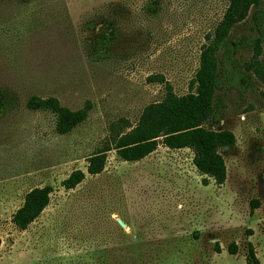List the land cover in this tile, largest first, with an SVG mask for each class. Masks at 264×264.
Listing matches in <instances>:
<instances>
[{"label": "rangeland", "instance_id": "rangeland-1", "mask_svg": "<svg viewBox=\"0 0 264 264\" xmlns=\"http://www.w3.org/2000/svg\"><path fill=\"white\" fill-rule=\"evenodd\" d=\"M154 2L0 0V264H244L246 242L264 264V99L257 82L218 91L220 120L205 124L235 137L219 149L221 185L201 184L188 148L161 145L133 162L110 149L100 173L85 172L111 124L134 126L144 106L162 98L163 84L148 82L149 74H162L176 95L190 90L203 35L225 5L146 6ZM263 8L264 0L250 8L230 36L254 35L251 15ZM105 15L123 40L101 58L95 53ZM30 95L54 96L72 110L87 102V116L57 134L50 112L25 107ZM74 169L84 177L65 190L60 181ZM46 184L48 204L18 230L11 213L28 189ZM251 199L259 206L249 212Z\"/></svg>", "mask_w": 264, "mask_h": 264}, {"label": "trees", "instance_id": "trees-1", "mask_svg": "<svg viewBox=\"0 0 264 264\" xmlns=\"http://www.w3.org/2000/svg\"><path fill=\"white\" fill-rule=\"evenodd\" d=\"M261 1L225 0L221 15L203 35L197 68L189 82L190 90L176 95L162 74H149L146 77L148 82L163 84L162 98L145 105L134 126L124 119L111 124L107 144L87 156L85 172L89 175L100 173L105 165V153L110 149L120 160L133 162L161 145L169 149L188 148L192 153L191 163L201 176V184L206 185L211 179L215 185H221L225 180V164L219 149L232 146L235 137L228 129H213L205 124L220 120L218 91L234 89L240 92L252 87L255 81L261 86L258 94L264 99V8L253 11L251 15L252 28L256 31L254 35L230 36L232 29L245 20L249 9L258 7ZM159 3L160 0H155L146 6L152 9ZM109 8L106 5L104 11ZM99 19L105 31L98 32L95 55L108 58L113 46L123 37L110 17L99 16ZM245 53L247 57H244ZM24 105L29 110L50 112L54 116L57 134H65L81 123L89 108L86 102L72 110L61 105L54 96L38 95L28 96ZM5 108L6 100L0 94V113ZM83 177L82 170L74 169L60 181V185L65 190L72 189ZM51 190L48 184L28 189L20 205L10 215L11 224L18 230H24L48 204ZM258 206L259 201L251 199L249 212ZM215 250L218 252L217 245ZM226 252L235 254V245L228 244ZM244 264H259L250 242H246Z\"/></svg>", "mask_w": 264, "mask_h": 264}, {"label": "crops", "instance_id": "crops-1", "mask_svg": "<svg viewBox=\"0 0 264 264\" xmlns=\"http://www.w3.org/2000/svg\"><path fill=\"white\" fill-rule=\"evenodd\" d=\"M181 149H186V148H181Z\"/></svg>", "mask_w": 264, "mask_h": 264}]
</instances>
